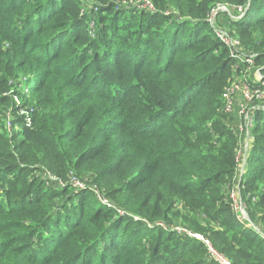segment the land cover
Here are the masks:
<instances>
[{
    "label": "trees",
    "instance_id": "16d2710c",
    "mask_svg": "<svg viewBox=\"0 0 264 264\" xmlns=\"http://www.w3.org/2000/svg\"><path fill=\"white\" fill-rule=\"evenodd\" d=\"M239 5L235 56L208 18ZM242 53L264 74V0H0V264H217L203 239L264 264V103L240 178L223 110Z\"/></svg>",
    "mask_w": 264,
    "mask_h": 264
},
{
    "label": "built area",
    "instance_id": "2783aa9c",
    "mask_svg": "<svg viewBox=\"0 0 264 264\" xmlns=\"http://www.w3.org/2000/svg\"><path fill=\"white\" fill-rule=\"evenodd\" d=\"M143 6L148 7V8L152 7V5L149 1H146ZM220 9L223 11H227L226 7H217V9H214L211 12L210 17H213L216 14V12ZM231 10L234 13L237 12L238 17H239V14H243V6H240V5L235 6ZM223 33H225V32H223L221 30L217 31L218 37L221 39V41L224 44H226L229 47V49H232V51H234L236 53L237 47L239 46V40L237 38H235L237 40V43L233 44V43H231V41L226 40L227 37ZM230 39H232V37H230ZM232 51H231V54H234V53H232ZM248 63H250L249 66L253 64V55L252 54L245 55L243 57V59H241V65L242 64L248 65ZM231 93H232L231 89L226 90L225 95H224V97H225L224 100H226L225 104L227 102L231 101V96H229ZM240 95H241L243 101L238 106H234L231 103L232 107L230 109V113L233 114L235 117H240L241 115H243V119L245 120V123H244V126L242 127L244 129H242L241 133H244V135L248 134L246 136L247 138H243L244 135H242L241 133H238V130L236 131V134L238 136V147L236 150V161L240 162L239 164L241 165L242 163H244V159H245L246 154H247V147L244 150L243 154H240V149L243 146V140L246 139L248 141L250 139L249 130H250L251 126H253V124H254V110L257 108L258 105H262L264 103V101H263L264 100V83L262 82V84H260V86L256 87V88H250L248 84H243V86L240 89ZM252 100L258 101V104L253 107L254 109L247 107L249 102H251ZM225 104L223 106L224 111H225ZM263 108H264V106H263ZM238 167H239V171H241L240 169L242 166L241 167L238 166ZM49 178L52 180H57L58 184L63 185V182L61 180H58L51 175L49 176ZM70 183L72 184V186L74 188L81 189L85 186V182L77 180L73 176H71V178H70ZM237 187H238V185L235 186L234 189H232L229 193L230 198L232 199L231 206H232L233 210H235L237 212H243L244 206H243V204L240 200V197L238 195ZM91 188L93 190L97 191V188L95 187V185L91 184ZM99 197H100V200L102 202H105V203L107 202L106 199L102 198L103 196L99 195ZM195 236L200 238V239H203L202 236H200V235H195ZM203 241L205 242L207 248L209 249L208 251H209L210 255L215 259V261L218 264H230L229 260L225 256H223L221 254H217L212 250L208 240L203 239Z\"/></svg>",
    "mask_w": 264,
    "mask_h": 264
},
{
    "label": "rangeland",
    "instance_id": "374dc122",
    "mask_svg": "<svg viewBox=\"0 0 264 264\" xmlns=\"http://www.w3.org/2000/svg\"><path fill=\"white\" fill-rule=\"evenodd\" d=\"M220 10H218L213 17H210L209 16L208 21L211 22V24H213L216 28H218L217 31H220L221 30V31L225 32L223 34H225V36L227 37L226 38L227 41L229 40L233 44L234 43H237V40L235 39L237 37L231 36V34H229V32L227 31V29L224 27V25L226 23V20H227L226 17H229V18H233L234 17V19H236V18H238L237 14L234 13L231 9H228V8H227V11H224L226 14L223 13V12H221L223 10H221V11ZM218 12H219V14H218ZM243 12H244V9H243ZM241 15L242 14H239V16H241ZM230 37H232V39H230ZM227 48H228V51L231 53L232 49H229L228 46H227ZM232 53H234L235 56H237V54L234 51H232ZM243 57H244V54L242 53V55L238 58V62H235L232 65L233 66V69L231 71L232 72V75H231V80H229V87H228V89H231L232 90V93L229 95V96H231V101L230 102H227L225 104L226 100H224V103H223V106L225 104V111H224L225 113L224 114H226V116H227L226 117V121H225L226 122V125H228L229 128L234 133H236L237 130H238V133H241L242 129H244L242 127L244 126L245 120L243 119V115H241L240 117H235L233 114L230 113V109L232 107L231 103L234 106H238L243 101V99H242V97L240 95V89L243 86V84H248L250 88H256V87H259L260 84H262V82L264 83V74L262 73L261 68L258 67V66H256V64L254 63V61H253V64L250 65V66H249L250 63H248V65H246V64H242L241 65V59H243ZM21 82H22V80L20 78V79H18V81L15 84L21 86ZM18 90H20V89H18ZM8 93L9 92L2 93V94H0V96L1 95H7ZM3 97L4 96H1V100H2ZM18 98L19 97H18L17 94L12 95V100H14V102H15L14 109L19 108L17 110V113H18V115H20V114H22V112H21V105L22 104L19 103L20 101L18 100ZM5 104L6 103H4V105ZM257 104H258V101L257 100H252L251 102H249V104H248L247 107L248 108H253ZM10 110H12V108H10ZM7 115L11 116V114H9V112H7ZM241 134L244 135V133H241ZM247 135L248 134H245L243 136V138H247L246 137ZM249 142L250 141H247L241 147L240 154H243V152L246 149V147H247V153L250 152L251 142H250V145H248ZM239 163L240 162H238V164ZM244 167H245V163H242V167H241L240 170L241 171H244ZM57 179H59V178H57ZM80 181L85 182V181H87V178H84V180H80ZM235 183H236V181H235ZM229 193H230V191H229ZM226 197L229 198L230 201L232 202V199L230 198V195L229 194H228V196L226 195ZM102 198L103 199H106V197H104V196ZM235 212H236V215L239 217V219H242V220L244 219L245 220V213L244 212H237V211H235ZM245 221H247V220H245ZM210 247L212 248V250L215 253L223 255L222 253L218 252L215 248H213L212 245H210ZM208 253H209V251H208ZM209 257L212 260L215 261V259L210 255V253H209ZM229 262H230V260H229ZM230 264H231V262H230Z\"/></svg>",
    "mask_w": 264,
    "mask_h": 264
},
{
    "label": "crops",
    "instance_id": "0c3cea01",
    "mask_svg": "<svg viewBox=\"0 0 264 264\" xmlns=\"http://www.w3.org/2000/svg\"><path fill=\"white\" fill-rule=\"evenodd\" d=\"M248 141H250V142H251L252 140H251V139H249ZM246 142H247V140H246V139H244V140H243V145H244ZM250 142H249V144H248V145H250ZM250 146H251V145H250ZM248 149H249V148H248ZM239 166L241 167V166H242V164H241V165H239ZM242 172H243V171H238V174H237V175H238V177H239V178H240V175H241V173H242ZM237 180H238V178H237Z\"/></svg>",
    "mask_w": 264,
    "mask_h": 264
},
{
    "label": "water",
    "instance_id": "95a60500",
    "mask_svg": "<svg viewBox=\"0 0 264 264\" xmlns=\"http://www.w3.org/2000/svg\"><path fill=\"white\" fill-rule=\"evenodd\" d=\"M248 8H249V6H247V8H246V9H248ZM243 212L245 213V217H247V214H246L245 210H244Z\"/></svg>",
    "mask_w": 264,
    "mask_h": 264
},
{
    "label": "bare ground",
    "instance_id": "6f19581e",
    "mask_svg": "<svg viewBox=\"0 0 264 264\" xmlns=\"http://www.w3.org/2000/svg\"><path fill=\"white\" fill-rule=\"evenodd\" d=\"M111 211V210H110ZM104 263V262H103Z\"/></svg>",
    "mask_w": 264,
    "mask_h": 264
}]
</instances>
